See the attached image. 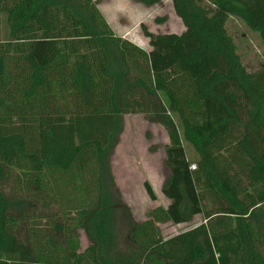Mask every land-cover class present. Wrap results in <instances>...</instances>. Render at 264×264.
Wrapping results in <instances>:
<instances>
[{
  "label": "trees",
  "instance_id": "16d2710c",
  "mask_svg": "<svg viewBox=\"0 0 264 264\" xmlns=\"http://www.w3.org/2000/svg\"><path fill=\"white\" fill-rule=\"evenodd\" d=\"M171 1L185 30L142 25L146 51L113 33L98 0H0V264H264V66L245 68L226 27L237 16L264 42V0ZM126 114L166 129L170 202L111 253L104 166ZM196 215L163 237L159 224Z\"/></svg>",
  "mask_w": 264,
  "mask_h": 264
},
{
  "label": "rangeland",
  "instance_id": "374dc122",
  "mask_svg": "<svg viewBox=\"0 0 264 264\" xmlns=\"http://www.w3.org/2000/svg\"><path fill=\"white\" fill-rule=\"evenodd\" d=\"M98 8L109 23L113 33L129 39L146 51H150L148 39L141 26L145 25L154 33H182L185 27L177 17L171 0L146 6L138 0H98ZM156 18H165L157 21ZM229 34L234 38L241 62L249 72L264 66V42L258 31L249 28L237 16H230L226 24ZM8 23L3 19L0 25V40L7 39ZM164 103L165 96L160 95ZM173 118L180 132L182 128L176 114ZM169 138L166 129L156 122L145 119L143 114L123 116L119 135L114 148L105 158V176L112 177L111 218L112 241L108 245L111 253L128 251L123 239L130 232V222L144 221L149 211L156 206H168L169 199L162 193V185L170 171L165 163L166 146ZM187 158L191 166L197 165L198 154L190 143L183 140ZM148 181L155 194L152 200L144 186ZM202 215H196L185 223H161L163 237H169L203 222ZM81 251L88 245L84 230L79 231ZM111 237V238H112Z\"/></svg>",
  "mask_w": 264,
  "mask_h": 264
},
{
  "label": "built area",
  "instance_id": "2783aa9c",
  "mask_svg": "<svg viewBox=\"0 0 264 264\" xmlns=\"http://www.w3.org/2000/svg\"><path fill=\"white\" fill-rule=\"evenodd\" d=\"M191 168L194 169L195 168V165L191 166Z\"/></svg>",
  "mask_w": 264,
  "mask_h": 264
}]
</instances>
